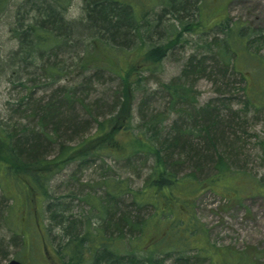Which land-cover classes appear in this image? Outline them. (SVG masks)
<instances>
[{
    "label": "trees",
    "instance_id": "16d2710c",
    "mask_svg": "<svg viewBox=\"0 0 264 264\" xmlns=\"http://www.w3.org/2000/svg\"><path fill=\"white\" fill-rule=\"evenodd\" d=\"M9 1L0 0V12L8 7ZM197 1L83 0L85 15L84 22H80H83L86 29L83 31L88 38L77 36L80 26L66 20L65 14L72 0H24L20 4V9H27L25 17L29 21L18 17L19 24L13 29L14 37L19 40V47L12 55L15 62L27 67L39 66L48 77L57 81L65 73L64 66L54 61L56 56L70 47L75 50L80 47L85 59L79 62L78 69L83 72L108 71L122 81L120 108L103 120H97V129L83 137L79 144H61L60 153L53 159H47L41 150L45 142L61 132L60 124L64 119L60 114L65 108L75 106L77 100L71 93L73 88H68L65 97L49 98L35 106L33 116L39 118L35 129L27 127L17 132L0 124V186L4 196L15 201L13 217L19 218V224L26 223L25 228L17 227V230L24 231L29 239L30 230L34 229L35 233L39 227L38 234L41 222L39 226L38 223L35 228L33 226V221H38L40 209L37 206L44 211L46 204L50 219L57 221L56 226L62 231L57 247L51 243L56 264H165L169 256L183 259L191 251H197V258L209 260L208 264H251L248 257L233 255L212 244L208 229L195 212V199L205 190L225 195L241 193L238 186L229 181L232 176L226 173V159L218 152L219 122L210 105L192 116L204 123L197 133L203 148H195L190 134L177 125L168 139H162L165 136L162 127L157 128L154 120L150 121L152 126L147 132H137L133 125V101L142 90L145 72L158 70L183 31L205 28L208 19L214 15L213 5L203 3L204 0L199 5ZM204 7H210L212 12ZM226 10L225 5L220 10L225 13L224 17L214 21L210 29L215 27L224 32L223 56L233 54L232 58H227L230 60L227 64L247 80L250 104L262 108L264 55L252 51L251 34L244 25L228 19ZM183 12L196 13L199 21L174 27L170 36L175 38L168 43L153 44L150 31L154 30L155 24L150 14L161 19L167 13L178 17ZM133 44L135 48L129 51L128 47ZM195 69L197 66L190 62L184 75ZM162 85L176 101L190 103L191 100L194 103L190 107L195 108L197 101L192 97V86L174 80ZM165 120L161 118L160 124ZM50 126L54 131L49 129ZM140 152L155 159L152 173L144 180V185L137 189L125 179L103 181V193L96 203L91 200V215H87L85 221L67 216L64 212L66 203L51 197V179L72 160L87 162L105 155L128 160ZM181 152L191 155L187 159L197 158L198 169L214 165L218 173L206 180L197 179L194 174L180 176L175 165L180 164L178 161L185 163L186 159L176 158L175 154L181 156ZM174 159L178 160L175 165L170 163ZM257 190L264 192L262 187ZM18 197L23 202L18 203ZM128 198L129 204H126ZM147 209L152 210L151 213L143 214ZM93 219L98 220L94 222ZM42 237L44 235L39 232L38 237L35 234L36 241L30 242L34 251L40 248L39 240L44 243ZM48 252L50 254L49 248Z\"/></svg>",
    "mask_w": 264,
    "mask_h": 264
},
{
    "label": "rangeland",
    "instance_id": "374dc122",
    "mask_svg": "<svg viewBox=\"0 0 264 264\" xmlns=\"http://www.w3.org/2000/svg\"><path fill=\"white\" fill-rule=\"evenodd\" d=\"M23 1L10 0L8 7L0 12V124L17 132L27 127L35 129L39 123V118L33 116L35 106L49 98L61 95L65 97L64 93L68 88H73L71 93L77 100L75 106L65 108L60 114L64 119L60 124L61 132L45 142L41 150L47 159H53L60 153L61 144H79L83 137L93 134L97 129V120H103L120 108L122 81L108 71L83 72L77 69L79 62L85 59L80 47L78 50L70 47L56 56L54 61L64 66L65 73L57 81L48 77L39 66L27 67L15 62L12 55L19 47V40L14 37L13 29L19 24L20 18L29 21L25 17L27 9H20ZM197 2L201 5L202 0ZM203 3L215 8V13L208 19L209 23L205 24V28L183 31L158 70L145 72L142 90L133 101V125L135 131L147 132L152 126L150 121L154 120L158 124L157 128L162 127V134L165 135L162 139L173 136L174 126H182V130L190 134L195 148H203L197 133L204 123L200 122L201 119L192 118L198 112L190 107L194 102L190 100V103H179L162 84L172 80L186 83V86L194 89L192 97L196 98L197 107L210 105L219 122L218 152L226 159V173L232 176L229 181H232L233 186H238L241 193L225 195L205 190L195 199V212L208 229L212 244L222 250L227 249L233 255L248 257L251 264H264V192L257 190L258 187L264 190V107L257 108L250 104L247 80L227 64L230 61L227 58H232L233 54L223 56L221 41L225 36L224 32L215 27L210 29L214 21L224 17L225 13L220 10L226 5L228 19L235 24L244 25L251 34L252 51L264 55V0H204ZM83 5V0H72L65 15L80 26L77 36L88 38L82 25L85 15ZM204 8L212 12L210 7ZM150 17L155 24L150 34L156 45L168 43L175 38L170 36L174 27L199 21L196 13L192 12L189 15L183 12L178 17L169 13L161 19H157L158 16L154 14H150ZM205 19L203 16L206 23ZM134 48L133 44L128 50L132 51ZM190 62L199 65L197 69L200 72L195 69L184 75V69ZM161 118H166L162 124ZM49 129L54 131L52 126ZM182 154H175V157L186 159L185 163L176 159L170 161L173 165L176 161L180 163L175 165L180 176L194 174L195 178L206 180L218 173L214 165L198 169L197 158L187 159L191 155ZM80 161L74 159L56 173L50 182V193L56 201L66 203L64 212L67 216L85 221L87 215H91V200L96 203L103 193V181L120 178L130 182L134 188H141L144 180L152 173L155 159L140 152L128 160L105 155L90 158L87 162ZM3 193L0 186V264H9L12 259L21 260L24 264H56L51 243L57 247L58 236L62 231L56 226L57 221L50 219L45 209L46 204L44 211L37 206L40 209L36 218L38 221L33 219L34 228L41 222L39 232L44 235V243L39 240L40 248L37 247V251H34L30 242L36 241L35 234L38 237L39 232L37 234L36 231L39 227L35 233L32 231L34 229L30 230L29 239L24 231H18L17 227L23 229L26 223L21 220L23 224H19V218L13 217L15 201ZM17 201L21 203L23 199L18 197ZM126 204H129V198ZM151 211L147 209L142 213L148 215ZM97 220L93 219L94 222ZM45 249L47 252H44ZM178 258L169 256L165 264L210 262L197 258V251L189 252L183 259Z\"/></svg>",
    "mask_w": 264,
    "mask_h": 264
},
{
    "label": "bare ground",
    "instance_id": "6f19581e",
    "mask_svg": "<svg viewBox=\"0 0 264 264\" xmlns=\"http://www.w3.org/2000/svg\"><path fill=\"white\" fill-rule=\"evenodd\" d=\"M66 20H67V21H71V20H69L68 18H66ZM196 66H197V68H199V65H196ZM200 66H201V65H200ZM77 69H78V67H77ZM197 71H198V70H197ZM196 108H197V109H196ZM203 108H204V107H197V106H195V110H197L198 112H199V111H202ZM180 128H182V126H181ZM175 146H179V147H180V145H175ZM121 212H122V211H121ZM121 212H120V213H121ZM58 238H59V240H60V238H61V235H60V234H59Z\"/></svg>",
    "mask_w": 264,
    "mask_h": 264
},
{
    "label": "water",
    "instance_id": "95a60500",
    "mask_svg": "<svg viewBox=\"0 0 264 264\" xmlns=\"http://www.w3.org/2000/svg\"><path fill=\"white\" fill-rule=\"evenodd\" d=\"M9 264H24L21 260L12 259Z\"/></svg>",
    "mask_w": 264,
    "mask_h": 264
}]
</instances>
